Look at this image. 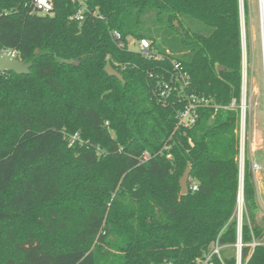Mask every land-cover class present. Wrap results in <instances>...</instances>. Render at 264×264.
I'll list each match as a JSON object with an SVG mask.
<instances>
[{"label":"trees","instance_id":"1","mask_svg":"<svg viewBox=\"0 0 264 264\" xmlns=\"http://www.w3.org/2000/svg\"><path fill=\"white\" fill-rule=\"evenodd\" d=\"M85 1L79 22L78 0L48 14L0 0V49L33 62L0 71V264H200L216 242L210 262L238 264L240 239L241 264H264L249 140L237 216L251 0ZM115 30L126 46L149 40L152 56ZM175 63L190 92L236 106L179 126L185 102L159 90ZM189 165L197 189L182 194Z\"/></svg>","mask_w":264,"mask_h":264},{"label":"rangeland","instance_id":"2","mask_svg":"<svg viewBox=\"0 0 264 264\" xmlns=\"http://www.w3.org/2000/svg\"><path fill=\"white\" fill-rule=\"evenodd\" d=\"M243 3V0H242ZM252 16L250 27L251 48L248 51L246 31H243V75L245 97L247 102L245 127L241 126V187L243 186V169L246 156V140H249V157L255 175L257 200L260 205L259 219L264 225V63L260 0H251ZM132 40V39H131ZM133 48L135 46H132ZM258 165V168L256 167ZM244 202H238L237 216L243 219ZM238 251V250H237ZM224 256H231L233 251L225 249Z\"/></svg>","mask_w":264,"mask_h":264},{"label":"built area","instance_id":"3","mask_svg":"<svg viewBox=\"0 0 264 264\" xmlns=\"http://www.w3.org/2000/svg\"><path fill=\"white\" fill-rule=\"evenodd\" d=\"M80 4L79 11L75 14L73 17L75 20L82 22L85 18V12L88 10V4L85 0H78ZM33 7L34 10L41 14H48L53 9V0H33ZM114 38L119 42L120 47H127L128 49H132L141 53H144L145 55L151 57V42L146 39L142 40H136L132 39L129 41V43L126 46V43L122 40V34L115 30L113 32ZM262 43H263V63H264V39L262 36ZM132 46H135L134 48ZM3 53L10 55L12 57H16V51L14 50H4L0 49ZM190 76L189 74L184 71L179 63L174 64V71L169 75L167 79H164L161 82V85L159 87L160 90V98L163 101H167L170 97L175 96L181 99V101H184L185 104L183 107L178 111L177 117H178V124L179 126L184 127H191L193 126L199 116H200V110L203 108H213L215 111L219 110L220 108H233L236 106V100H233L230 106H221L214 104L212 100L206 96L199 95L195 92L189 91V85H190ZM245 82H244V75H243V84H242V100L240 104L241 108V126L245 127L246 122V111H247V102L245 97ZM151 158L150 153H145L141 161L144 162ZM258 168V165H256ZM189 188L190 189H197V184L193 182L192 178L190 177L189 181ZM256 244V243H254ZM242 242L241 239L237 243L238 248V258L239 262L238 264H241V248H242ZM222 249V246L219 245L218 242L213 247L212 252L206 257L203 263L200 264H212L210 262L211 256L213 254H220Z\"/></svg>","mask_w":264,"mask_h":264},{"label":"water","instance_id":"4","mask_svg":"<svg viewBox=\"0 0 264 264\" xmlns=\"http://www.w3.org/2000/svg\"><path fill=\"white\" fill-rule=\"evenodd\" d=\"M260 10H261V4H260ZM32 66H33V62H24L16 57H12L0 51V71L2 72H15L20 75L30 74ZM106 72L110 76H115L120 80L124 81L122 74L118 70H116L111 64L107 65ZM189 181H190V165L186 168L182 177L180 178V186L182 189L181 190L182 194L189 193L190 191ZM241 201L244 202L243 186L241 187V190L239 192V202Z\"/></svg>","mask_w":264,"mask_h":264},{"label":"bare ground","instance_id":"5","mask_svg":"<svg viewBox=\"0 0 264 264\" xmlns=\"http://www.w3.org/2000/svg\"><path fill=\"white\" fill-rule=\"evenodd\" d=\"M261 4V24H262V36L264 39V0H260Z\"/></svg>","mask_w":264,"mask_h":264}]
</instances>
